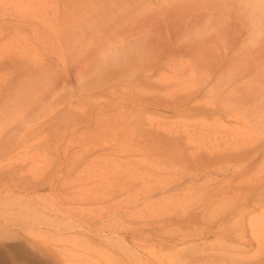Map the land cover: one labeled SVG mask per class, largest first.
<instances>
[{
  "label": "rangeland",
  "instance_id": "1",
  "mask_svg": "<svg viewBox=\"0 0 264 264\" xmlns=\"http://www.w3.org/2000/svg\"><path fill=\"white\" fill-rule=\"evenodd\" d=\"M90 1L0 0V264H264L256 240L264 233L248 223L264 215V188L236 187L264 173V149L227 193L239 164L228 172L193 149L207 132L221 143L248 132L249 122L217 109L240 104L261 78L233 62L230 79L141 71L114 93L85 90L80 62L99 56L96 42L111 30L87 21L71 40L65 22ZM213 1L134 0L143 6L132 14L238 2Z\"/></svg>",
  "mask_w": 264,
  "mask_h": 264
},
{
  "label": "bare ground",
  "instance_id": "2",
  "mask_svg": "<svg viewBox=\"0 0 264 264\" xmlns=\"http://www.w3.org/2000/svg\"><path fill=\"white\" fill-rule=\"evenodd\" d=\"M133 1L124 0L122 5L112 3L111 0L90 1L94 2L93 4L83 2L80 3L82 5L79 11H74L72 14L74 17H69V23L68 20L65 22L67 23L66 37L68 33L71 40L80 38L87 21L90 22L88 26L93 29L99 27L98 30L103 29L104 31L107 27L111 30L109 40L101 33L102 41L99 43L100 38H98L96 42V49H100L97 53L99 56L90 61L91 56L87 55L83 62H80L83 70L80 68L78 74L80 78L87 76L82 80L81 86L86 90L94 85H103V90L114 93L116 87L125 82H118L120 79L131 81L134 74L141 71L144 73L157 72L163 78L166 76L179 78L183 75L211 77L220 74L230 79L235 73L232 63L238 62V66L242 63V66H237L238 73L250 76L248 78L254 75L252 77L254 80L255 76H259L261 79L258 80L256 77L259 82L256 81L260 84L257 85L256 82V87L255 84L250 86V91L243 94L244 100L240 104L238 100L233 99L228 104V108L217 109V111H223L224 118L226 117L230 122L241 124L249 122L246 127L248 132L244 134L242 132L238 139H228L222 143L216 136L209 137L208 132L196 140L198 143L192 139L197 143L193 147L194 150L198 149V153L202 154L200 149L203 148L204 158L221 161L228 172L234 164H239L236 170H231L228 182L224 181L226 193L233 191L231 183L237 176H243L255 167L250 158L264 149V0H237V3L234 1L235 4H230V1L226 2L227 4L225 2L222 4L220 0H217L220 4L215 2L226 6L211 4L214 1L209 0L211 3L207 2L209 4L203 6L175 7L161 11H151L146 6L140 15L132 13L139 8L142 9L143 3H135L133 6ZM118 8L120 9L117 10ZM100 24H104V27L102 28ZM115 41L123 42L127 53L122 55L119 67H102L99 61L100 53L110 42ZM183 55L187 56L185 62L175 61ZM90 63L92 66L88 67ZM186 91V89L172 91L166 96H183L186 95ZM115 123L117 122L112 120L107 125L114 126ZM230 153H234L232 159L227 158ZM236 187H239V190L248 189L246 195L251 194L253 190L260 191L264 188V173L255 174L251 179L237 184ZM201 195L192 193L189 198H197ZM242 198L241 203L246 201L244 195ZM200 200L204 202L202 196ZM197 202L196 200L194 203ZM201 213H203L202 210ZM248 223L252 233L256 234L255 236L261 235V232L264 233L263 214L250 218ZM238 234L239 239L245 241L243 231ZM256 240L257 250L264 253V238H256ZM243 247V244H237L235 249ZM183 249H179L181 252L178 251L177 254L183 255L185 250ZM177 254L173 255L177 258ZM181 257L178 258L180 261ZM178 259L175 263L180 262ZM83 262L82 260V264Z\"/></svg>",
  "mask_w": 264,
  "mask_h": 264
},
{
  "label": "clouds",
  "instance_id": "3",
  "mask_svg": "<svg viewBox=\"0 0 264 264\" xmlns=\"http://www.w3.org/2000/svg\"><path fill=\"white\" fill-rule=\"evenodd\" d=\"M127 53L126 45L123 42H110L100 54V65L102 67H119L122 62V55Z\"/></svg>",
  "mask_w": 264,
  "mask_h": 264
}]
</instances>
